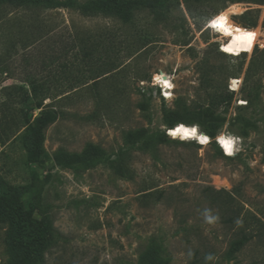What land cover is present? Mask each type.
Here are the masks:
<instances>
[{
    "label": "rangeland",
    "instance_id": "1",
    "mask_svg": "<svg viewBox=\"0 0 264 264\" xmlns=\"http://www.w3.org/2000/svg\"><path fill=\"white\" fill-rule=\"evenodd\" d=\"M52 1L0 0V201L13 205L0 203V264H22L21 213L50 223L33 264H264V69L248 71L264 52V0H161L127 18ZM220 19L253 33L247 53ZM88 146L102 157L55 163ZM242 232L256 236L231 254Z\"/></svg>",
    "mask_w": 264,
    "mask_h": 264
},
{
    "label": "trees",
    "instance_id": "2",
    "mask_svg": "<svg viewBox=\"0 0 264 264\" xmlns=\"http://www.w3.org/2000/svg\"><path fill=\"white\" fill-rule=\"evenodd\" d=\"M1 1L10 2L13 5H20V6L24 4H28L30 2L37 4L44 3L45 5L53 4L52 0H1ZM159 1L161 0H146V1L97 0V1H92L90 5H85L83 10L85 12L100 11V12L108 13L110 15H117L121 18H127L129 17L131 10L140 7L153 9L155 3ZM224 1L241 2L246 0H224ZM248 1L257 3V2H261L262 0H248ZM262 26L264 27V18H263ZM242 46L245 47L247 53L248 43L244 45L242 44ZM262 69H264V52H261L256 55L252 63V66L249 68L248 71L250 73L251 72L257 73L259 70ZM228 99H230V96L228 97ZM220 103H217L216 105H219ZM59 115L60 114L57 113L56 111L51 110L44 113L43 116L37 121L35 128L33 129L32 132V142L30 143L32 149L31 155L33 158L38 159L41 154L42 130L49 124L55 122ZM138 140H134L133 137L130 134H128L125 143L127 145H135ZM155 144L156 142H152V141L145 142L144 148L147 147L150 149L153 146H155ZM102 155L103 152L98 147L88 146L81 156L60 153L54 157V160L55 163L59 166H63L65 168H71L75 164L89 163L93 159L101 158ZM115 170L117 173L123 175L128 174L126 173V171H124L121 164L116 166ZM206 191H209V189H206ZM143 196L146 198L152 196V194L145 193ZM156 197H157L156 199L158 200L163 198L164 191H160L159 193H157ZM0 203L7 210L13 208V205L11 204L8 198L1 200ZM224 205L226 207L229 206L227 202H224ZM21 222H23V225H25V227L21 229V232H16V238L18 239L17 241L20 242L19 247L21 248L22 251L21 262L22 264H33L36 261L38 253L44 248V246L46 245L47 241L50 238V223L46 218L40 221L33 220L30 216H27L25 213H21V217L17 219L16 225L20 224ZM255 236L256 235L242 232L239 239H237L234 243H232L230 253L234 254L240 252L247 243L253 240ZM149 264H162V262L159 260H152Z\"/></svg>",
    "mask_w": 264,
    "mask_h": 264
},
{
    "label": "bare ground",
    "instance_id": "3",
    "mask_svg": "<svg viewBox=\"0 0 264 264\" xmlns=\"http://www.w3.org/2000/svg\"><path fill=\"white\" fill-rule=\"evenodd\" d=\"M216 31L217 32H224V33H229V34H233V40L237 41V42H241L243 45L248 43V40L252 39L253 37V33L250 30H246L243 27L239 26L238 24L225 20V19H220L217 22L216 25ZM231 36V37H232ZM162 87L165 89V92L169 91L171 88V83L169 81V78H164L162 80ZM204 139L205 142H201V140ZM222 140L224 141H229L231 143V150H227L224 146V144L222 143ZM197 141L200 144H207L209 139L207 136L205 135H200L197 138ZM218 144L221 148V150L223 151L224 155L227 157H231L234 153V147H235V143L233 141V138L226 136V135H220L217 139Z\"/></svg>",
    "mask_w": 264,
    "mask_h": 264
},
{
    "label": "snow or ice",
    "instance_id": "4",
    "mask_svg": "<svg viewBox=\"0 0 264 264\" xmlns=\"http://www.w3.org/2000/svg\"><path fill=\"white\" fill-rule=\"evenodd\" d=\"M237 82H233V87H235V84H236ZM177 132H178V130H176V132H173V133H171L173 136H175L176 134H177ZM183 132H187V131H183ZM188 133V135H195V130L193 129L192 131H191V133H189V132H187ZM201 142L203 143V142H205V140L204 139H202L201 140ZM222 143L224 144V146H225V148L227 149V150H231V143L229 142V141H224V140H222Z\"/></svg>",
    "mask_w": 264,
    "mask_h": 264
},
{
    "label": "built area",
    "instance_id": "5",
    "mask_svg": "<svg viewBox=\"0 0 264 264\" xmlns=\"http://www.w3.org/2000/svg\"><path fill=\"white\" fill-rule=\"evenodd\" d=\"M259 40H258V37H257V40H256V42H255V44H254V47H253V49L255 48V47H259V48H263L264 49V43H261L260 44V41L258 42Z\"/></svg>",
    "mask_w": 264,
    "mask_h": 264
},
{
    "label": "clouds",
    "instance_id": "6",
    "mask_svg": "<svg viewBox=\"0 0 264 264\" xmlns=\"http://www.w3.org/2000/svg\"><path fill=\"white\" fill-rule=\"evenodd\" d=\"M177 130H178V132H182V131H183V130L180 129V128H178ZM194 130H195V129H194ZM183 135H184V136H188V133H187V132H183Z\"/></svg>",
    "mask_w": 264,
    "mask_h": 264
},
{
    "label": "water",
    "instance_id": "7",
    "mask_svg": "<svg viewBox=\"0 0 264 264\" xmlns=\"http://www.w3.org/2000/svg\"><path fill=\"white\" fill-rule=\"evenodd\" d=\"M174 128H175V126H174Z\"/></svg>",
    "mask_w": 264,
    "mask_h": 264
}]
</instances>
